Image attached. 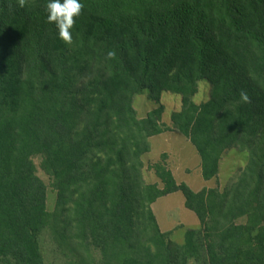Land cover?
Instances as JSON below:
<instances>
[{"label":"trees","instance_id":"16d2710c","mask_svg":"<svg viewBox=\"0 0 264 264\" xmlns=\"http://www.w3.org/2000/svg\"><path fill=\"white\" fill-rule=\"evenodd\" d=\"M47 2L0 0V264H46L44 235L61 264H264V0H78L70 45ZM165 93L204 181L247 154L229 190L193 192L167 154L145 183L150 139L174 130ZM138 96L155 104L143 117ZM174 193L200 224L180 246L151 209Z\"/></svg>","mask_w":264,"mask_h":264},{"label":"rangeland","instance_id":"374dc122","mask_svg":"<svg viewBox=\"0 0 264 264\" xmlns=\"http://www.w3.org/2000/svg\"><path fill=\"white\" fill-rule=\"evenodd\" d=\"M198 93L194 96L193 102L200 104L210 99V87L204 85V82L199 83ZM162 105L165 107L163 114V123L173 128L170 118L172 112H177L181 109V98L177 95L165 93L161 99ZM135 107L140 117H143L147 112L155 107V104L149 100L143 99L142 96L136 97ZM174 129V128H173ZM151 152L143 156L145 168L143 170L145 183H156L157 179L152 171L148 170V166L160 160L162 154H167V165L173 166L176 180L184 182L193 192L200 190L204 185L200 170V158L195 148L177 130L167 132L159 137L151 140ZM247 154L242 153L239 148L226 151L220 161L219 173L217 178L209 181L202 187L204 189H217L220 192L229 190L230 187L237 181L239 173L247 163ZM38 163V160H34ZM186 170L190 171V175H186ZM40 177L47 185V207L52 210L54 207L55 193L49 186L50 182L43 172L38 171ZM201 191V190H200ZM181 203L177 195H167L159 198L154 206L155 216L159 222L163 232L171 234V240L182 245L185 241V231L188 229L197 230L200 225H196L197 217L192 211L186 208L185 199L179 194ZM244 222V220H240ZM175 225L177 227L175 228ZM175 228V229H174ZM49 236L44 235L42 241V251L46 260V264H61V256L49 239ZM190 264H193L192 262Z\"/></svg>","mask_w":264,"mask_h":264},{"label":"clouds","instance_id":"9594fccd","mask_svg":"<svg viewBox=\"0 0 264 264\" xmlns=\"http://www.w3.org/2000/svg\"><path fill=\"white\" fill-rule=\"evenodd\" d=\"M82 4L78 0H48L46 4L47 22L54 24L58 38L65 44L72 43V28L74 18L80 15ZM240 101L248 103V94L241 90L239 93Z\"/></svg>","mask_w":264,"mask_h":264},{"label":"crops","instance_id":"0c3cea01","mask_svg":"<svg viewBox=\"0 0 264 264\" xmlns=\"http://www.w3.org/2000/svg\"><path fill=\"white\" fill-rule=\"evenodd\" d=\"M161 135H162V134H161ZM161 135H158V136H156V137H159V136H161ZM153 138H155V137H153ZM153 138L150 139V142H151V140H152ZM188 143H189V142H188ZM151 149H152V148H151ZM150 152H151V151H150ZM167 156H168V155H167ZM168 168L172 171V173H173V175H174V177H175V179H176L175 172H173V166H170V164H168ZM186 173H187L186 175H190L191 172L188 171V170H186ZM202 179H203V178H202ZM177 182H179V181H177ZM208 182H209V181H204L203 184L205 185V184H207ZM179 183H184V182H179ZM204 185H203V186H204ZM203 186H202V187H203ZM202 187L200 188V190H202ZM203 189H204V188H203ZM207 189H208V188H207ZM209 189H211V188H209ZM200 190H198V191H196V192H199ZM179 194H181V193H174V194H170V195H177L178 198H179V201H180V203H181V199H180V197H179V196H180ZM170 195H169V196H170ZM181 197L183 198V196H181ZM158 200H159V199H158ZM156 201H157V200H156ZM155 204H156V202L153 203L152 206H151V209H152L154 215H156L155 212H154V206H155ZM181 206H183V200H182ZM155 218H156V216H155ZM196 219H197V218H196ZM156 221H157V224H158V226H159V228H160V225H159V222H158L157 218H156ZM197 221H198V219H197ZM197 225H200V224H199V221L196 223L195 226H197ZM176 227H177V225H175V228H176ZM175 228H174V229H175ZM160 230H161V228H160ZM161 231H162V230H161ZM162 232H163V231H162ZM169 232H171V230H169Z\"/></svg>","mask_w":264,"mask_h":264}]
</instances>
